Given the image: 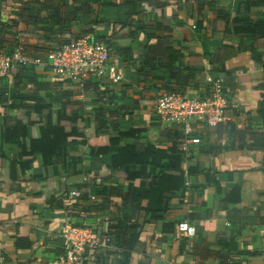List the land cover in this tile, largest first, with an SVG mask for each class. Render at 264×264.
I'll return each instance as SVG.
<instances>
[{
  "label": "crops",
  "instance_id": "1",
  "mask_svg": "<svg viewBox=\"0 0 264 264\" xmlns=\"http://www.w3.org/2000/svg\"><path fill=\"white\" fill-rule=\"evenodd\" d=\"M92 33L107 42L124 80L96 84L109 123L99 130L88 109L80 117L90 126L79 132L88 145L112 154L127 146L165 153L144 177H136L142 170L133 165L119 178L102 157H85L74 147L71 158L92 160L91 167L77 166L78 175L65 170L62 158L21 159L18 143L3 133L16 125L15 99L29 109L21 119L42 110L32 113L35 125L28 129L38 139L39 127L58 125L63 103L82 108L95 93L35 66L29 69L38 85L22 88L10 74L0 100V264H52L64 253L67 225L113 236L114 245L89 264H264V0H0V53L20 44L30 58L44 59ZM218 81L234 106L219 126L196 123L186 136L156 115L162 94L202 96ZM140 127L148 130L111 146L122 132ZM187 137L196 143L179 165L183 180L171 173L161 180L167 168H178L170 150L182 148ZM13 161L31 166L11 172ZM181 222L197 227L195 239L176 235Z\"/></svg>",
  "mask_w": 264,
  "mask_h": 264
},
{
  "label": "built area",
  "instance_id": "2",
  "mask_svg": "<svg viewBox=\"0 0 264 264\" xmlns=\"http://www.w3.org/2000/svg\"><path fill=\"white\" fill-rule=\"evenodd\" d=\"M15 66L48 69L62 81L69 82L84 90L90 80L103 84L109 81L117 85L124 80L119 68L111 61V52L107 42L100 35L92 33L75 42H68L47 54L44 59L30 58L20 44L6 53H0V83L10 76ZM231 94L222 81L216 82L212 91L196 97L178 93H165L158 99L155 112L165 123L183 127L185 135L194 132V124L201 123L208 128H215L228 120ZM195 140L186 138L181 150L187 154L190 144ZM88 178H85L87 181ZM73 196L81 197L80 192ZM91 201L100 204V199L93 196ZM64 253L52 264H89L99 251L114 245V238L106 229L90 226L67 225L63 231ZM176 235L193 240L197 237V227L189 222L177 226Z\"/></svg>",
  "mask_w": 264,
  "mask_h": 264
},
{
  "label": "trees",
  "instance_id": "3",
  "mask_svg": "<svg viewBox=\"0 0 264 264\" xmlns=\"http://www.w3.org/2000/svg\"><path fill=\"white\" fill-rule=\"evenodd\" d=\"M214 3H212L213 5ZM59 10H56L54 14L51 15L52 24L56 25L58 21L55 19L57 14H59ZM202 14V11H200ZM61 22V21H59ZM180 27V26H179ZM170 34L174 33V31H170ZM32 69L29 67H21L15 66L11 69L10 74L16 77V81L18 85L22 88L27 87L29 84H39L37 77L34 76L32 73ZM0 83V100L2 98L3 92L5 87L2 88ZM97 82L94 80H90L86 85V91H94V95L90 98L91 104H86L82 108H77V104L71 106L72 103L68 102V104L63 103L61 110L58 112L59 121L57 126H48L47 128H38L39 131V138L33 139L28 135V129L30 126L35 125L31 122V115L33 112L42 111L33 109V111H28L27 118L21 119L20 115L25 112V110H29L22 106V104L18 100L15 99V106L14 109H18V118L16 121V125L12 128L4 127L3 133L6 135V141H15L18 143L20 148L22 149V156L21 159H24L28 156L40 157L44 164H46V160L53 159L54 157L62 158L64 163H66L65 170L69 172L73 171L74 175L80 174L77 171L78 165L84 166H92V160H83L82 158H71L69 155V148L74 147L78 151H84L85 157L90 158H99L102 157L108 167V169L112 170L119 178L126 174H130L131 167L133 165H139L141 168V173L136 177H144L146 175V171L149 165H157V156L162 153H165L162 150H157L155 147H148L144 151H139L137 146H127L126 148L120 147L116 154H112L110 152V148L103 147L100 149H96V146L88 145V141L85 138V135L82 132H79L81 127L85 129L90 126V121L85 120L84 118L80 117L81 112L91 109L96 114V121L99 127V130H102L109 121L105 116L104 111L102 110V97L101 92H97L98 89L96 86ZM72 94L64 93L63 98H69ZM48 107V106H47ZM46 109V108H44ZM67 127L72 128L71 133H66L65 130ZM148 128L140 127L137 129H131L129 132H122L117 140H113L111 146L119 145L120 139L122 138H132L136 134V132H146ZM33 146L32 151H28L29 146ZM171 158H175L178 163V168L176 170H171L169 168L166 169L165 174L161 177V180H167L169 174H175L179 180H183L181 178L186 175V172L180 169V164L185 161L184 152L181 150L180 145L172 146L171 150ZM154 157V162L149 164L148 159L149 157ZM167 157V156H166ZM69 159V164L67 160ZM22 161V160H21ZM26 166V167H23ZM31 166L30 162H15L11 163V172L24 168H29ZM164 172V170H162ZM135 178V177H132ZM172 224H165V229L170 228Z\"/></svg>",
  "mask_w": 264,
  "mask_h": 264
}]
</instances>
